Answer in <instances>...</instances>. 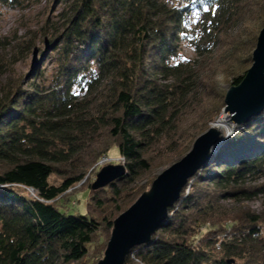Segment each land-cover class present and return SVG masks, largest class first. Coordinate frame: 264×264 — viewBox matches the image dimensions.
Segmentation results:
<instances>
[{
  "label": "trees",
  "instance_id": "1",
  "mask_svg": "<svg viewBox=\"0 0 264 264\" xmlns=\"http://www.w3.org/2000/svg\"><path fill=\"white\" fill-rule=\"evenodd\" d=\"M54 3L63 7L59 23L44 33L61 56L51 84L0 92V264H88L102 227L111 231L115 213L146 191L139 183L153 170L148 153L180 161L226 104L224 91L211 95L216 84L201 93L205 77L195 62L177 60L180 42L208 55L213 71L237 86L264 28V0ZM192 12L201 17L199 37L185 30ZM33 45L18 43L28 52ZM100 134L115 145L85 161ZM112 149L124 159L125 175L90 186L87 215L60 212L57 203L68 202L67 191L84 178L82 164ZM54 174L63 177L60 185L50 183ZM262 176L264 111L189 180L190 192L169 209L164 235L133 248L125 264H264V238L253 237L264 216L247 207L231 215L222 206L263 194L264 185L246 187L249 177Z\"/></svg>",
  "mask_w": 264,
  "mask_h": 264
},
{
  "label": "rangeland",
  "instance_id": "2",
  "mask_svg": "<svg viewBox=\"0 0 264 264\" xmlns=\"http://www.w3.org/2000/svg\"><path fill=\"white\" fill-rule=\"evenodd\" d=\"M62 7V5H56L54 0H19L18 2L15 1V3H12V5H0V92L3 89H6L5 87L12 84L14 87L19 86L23 89L29 88L31 83L47 86L51 84L53 76L55 75L56 65L60 61L61 56L57 50L51 47V34L45 35L44 33L53 27L49 26L48 23H56V25L59 23L58 15ZM200 19L201 17L197 12H192L185 26L186 33L191 36L195 35L199 37L201 35L200 28L198 27ZM237 31L238 29L230 31L228 37L231 38L237 33ZM29 41L34 42V45L29 52L18 46V43H27ZM35 51L38 52L36 56H34ZM44 52L46 54H44ZM206 56H199L195 51L194 45L188 40L181 41L179 44V57L177 60L184 62L185 64H192L195 62L196 66L199 65L200 72L205 77L204 82H202L205 89L203 88L201 93H204L206 90L208 91V83L210 86L216 84L217 89L213 90L211 95H215L216 97L213 98L217 99L219 97L218 93L221 91L227 93L231 86L229 78L227 77L229 74L214 72L212 69L213 67H211L213 65L210 61L211 58L208 60ZM252 64L253 61L251 56L248 63H245V66H247L246 70H248ZM37 72L38 74H36ZM236 72L239 73L238 70ZM242 74L244 75V72H242ZM203 101L206 102L207 99L205 98ZM205 106H207V108L210 107L209 101L205 103ZM225 110L226 104L219 111L217 118L213 122H207L208 129L205 131L207 132L213 123L217 121L223 122L225 128L220 132V141L223 140L224 137H232L237 133L236 130L240 128L239 123H236L235 127L230 123L232 117L227 114ZM223 143L225 144V142ZM106 144L115 145V141L111 139L106 140L104 134L97 135L93 142L90 141L89 143L90 153L87 152L89 155H87L85 161L88 160L91 153H94L95 150L104 151V146ZM157 152L158 151L153 154H150V152L148 153L147 158L153 160V170L150 176L139 183V186L146 187V191L150 190L152 183L163 171L172 166V163L167 162V158H161V153L157 155ZM107 156L110 158L108 164L104 161L107 159L106 156L101 157V159L96 160L95 162H84L82 164L80 171L84 173V178L76 186L67 191V195L69 196L68 202L63 200L62 203H57L60 212L68 215H87L91 191L90 186L95 182L98 172L102 167L107 165H124V159L119 155L117 149H112L107 152ZM69 167H71V165ZM62 179L63 177L61 175L54 174L50 178V183L60 185ZM192 183L193 180H191L185 187V195L190 192ZM260 185H264V176L257 180L249 177L246 181V187ZM204 186H206V184H204ZM212 187L213 186H210V188ZM29 193L31 194V191H29ZM139 197H136L137 199L135 198L129 206L123 207L121 211L116 212L113 219L118 218L123 212L128 210L139 199ZM222 206H224L231 215H234L247 207L251 211L264 216V193L258 195L252 200L241 199L223 201ZM258 227H264V224L259 225ZM159 231L157 233L164 235L162 234L163 232L161 229ZM111 233L112 230L109 231L104 226L102 227V232L93 239L94 242L92 250L88 256V264H98L99 261L104 258V253L110 241Z\"/></svg>",
  "mask_w": 264,
  "mask_h": 264
},
{
  "label": "water",
  "instance_id": "3",
  "mask_svg": "<svg viewBox=\"0 0 264 264\" xmlns=\"http://www.w3.org/2000/svg\"><path fill=\"white\" fill-rule=\"evenodd\" d=\"M37 53L35 51L34 56ZM252 61L241 83L231 86L226 93L225 112L232 117L230 123L234 127L236 123H246L264 111V28L258 36ZM220 134L211 128L199 136L185 157L163 171L150 190L115 219L104 258L98 264H125L133 248L149 245L163 228L169 217V209L180 200L189 180L209 159L212 149L220 140ZM125 173L123 164L102 167L92 188H104Z\"/></svg>",
  "mask_w": 264,
  "mask_h": 264
},
{
  "label": "bare ground",
  "instance_id": "4",
  "mask_svg": "<svg viewBox=\"0 0 264 264\" xmlns=\"http://www.w3.org/2000/svg\"><path fill=\"white\" fill-rule=\"evenodd\" d=\"M224 123L223 122H219V121H217V122H215V123H213L212 124V126H211V128H213V129H215V130H218L219 132H221L222 130H224V128H225V126L223 125ZM226 124V123H225ZM243 123H239V125L241 126ZM210 128V129H211ZM209 129V130H210ZM236 132H237V130H236ZM235 132V133H236ZM229 137H224V139L223 140H219L218 141V143L217 144H215V148H213L212 149V151H211V154H210V157H209V159L206 161V163L203 165V166H205L214 156H216V155H218V151H219V149L221 148L220 146H221V144L223 143V142H225L227 139H228ZM223 145H224V143H223ZM202 166V167H203ZM201 167V168H202ZM200 168V169H201ZM199 169V170H200Z\"/></svg>",
  "mask_w": 264,
  "mask_h": 264
},
{
  "label": "built area",
  "instance_id": "5",
  "mask_svg": "<svg viewBox=\"0 0 264 264\" xmlns=\"http://www.w3.org/2000/svg\"><path fill=\"white\" fill-rule=\"evenodd\" d=\"M106 158L107 159L104 161L106 162V164H108V162H110V158L109 157H106ZM28 191H31V195L35 194V192L32 189H28ZM253 237L254 238H264V227H258L257 231L253 234ZM220 248H221L220 245H217V249L219 250Z\"/></svg>",
  "mask_w": 264,
  "mask_h": 264
}]
</instances>
